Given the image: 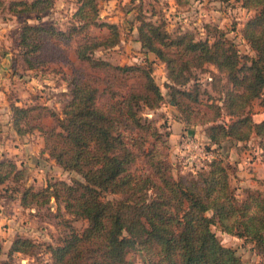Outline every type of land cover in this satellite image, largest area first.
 <instances>
[{"label":"trees","instance_id":"obj_1","mask_svg":"<svg viewBox=\"0 0 264 264\" xmlns=\"http://www.w3.org/2000/svg\"><path fill=\"white\" fill-rule=\"evenodd\" d=\"M236 1L253 10L240 28L251 56L241 55L216 26L209 42L190 31L171 35L162 21L147 19L140 11L136 16L141 51L151 52L164 65L167 100L184 122L204 125L206 139L217 146L223 140L264 138V118L253 121L247 111L254 99L264 107V0ZM75 3L66 29L24 22L18 39L21 59L29 69L47 67L53 60L70 63L63 47L71 41L75 60L66 76L69 97L60 115L40 103H9L16 133L39 131L48 156L75 174L38 189L24 187L19 204L42 206L52 197L58 209L62 204L73 219L86 221L77 231L63 218L67 233L59 243L45 245L49 260L38 264H133L127 254L135 249L143 250L148 264H241L235 250L220 243L213 224L251 242L259 264H264V180L262 190L245 188L238 199L229 182V165L213 154L193 173H173L163 150V133L154 119L142 114L164 99L151 63L119 64L94 56L96 49L117 44L118 26L98 19L97 0ZM52 4L53 0H0V9L18 16L43 12ZM205 63L216 70L210 87L220 103L209 93L201 98L205 91L189 83L192 69ZM46 115L53 124L41 121ZM22 174L12 160L0 159V184L18 181ZM40 247L14 235L6 251L0 244V264H15L13 252L33 254Z\"/></svg>","mask_w":264,"mask_h":264},{"label":"rangeland","instance_id":"obj_2","mask_svg":"<svg viewBox=\"0 0 264 264\" xmlns=\"http://www.w3.org/2000/svg\"><path fill=\"white\" fill-rule=\"evenodd\" d=\"M5 3L8 0H3ZM76 6L75 0H53L52 6L43 12H28L23 15H11L0 9V159L12 160L22 169V178L18 181L6 180L0 184V244L6 251L14 235L28 237L40 244L39 250L33 254L13 252L15 264H38L49 260L45 251L46 244H57L67 233L63 218L80 231L86 224L84 219H73L65 213L60 204L59 209L50 197L46 205L21 206L20 192L24 187L38 189L53 179L69 180L75 174L58 166L43 149L42 136L36 129L24 134H17L12 126L9 103L25 106L40 103L55 110L60 115L61 104L68 99L66 76L75 63L71 52L73 42L63 47V53L71 61L53 60L44 68L29 69L21 59L19 45L20 26L24 22L52 25L57 29H66ZM98 19L117 24L119 41L113 47L99 48L94 56L104 58L112 63H138L145 60L151 63L152 76L164 95L163 102L156 108L144 109L142 114L155 120L158 129L163 133L166 147V159L172 166V172L193 173L203 159L200 154L186 160L193 150L189 144L194 141L201 153L207 152L220 158L230 167L229 182L238 199L243 198L245 188L262 190L264 180V138L252 137L247 141L223 140L219 146L210 144L205 137L204 125L184 122L167 99L165 68L163 63L151 52L143 53L136 40V16L140 11L147 19L162 21L171 35L190 31L194 37L213 39V27L225 31L241 55L251 56L252 50L242 38L240 28L244 21L253 14L236 0L223 2L213 0H186L177 3L175 0H97ZM97 34L102 30L93 28ZM215 68L205 63L201 68H194L190 75L191 83H196L204 90L200 97L205 99L209 93L217 103L218 94L211 90V72ZM264 97V86L261 91ZM253 121L264 118V107L258 99L251 101L248 109ZM223 121L227 120L222 115ZM41 121L47 125L54 120L46 115ZM171 132L175 135L168 140ZM207 149V150H206ZM211 150V152L209 151ZM205 162V161H204ZM116 196V195H114ZM107 195L106 198H112ZM58 209V210H57ZM60 214V215H59ZM212 230L220 243L235 250L241 264H259L260 257L252 247V243L232 234L221 231L217 224ZM4 257V253L1 255ZM133 264H148L144 252L135 249L127 254Z\"/></svg>","mask_w":264,"mask_h":264},{"label":"built area","instance_id":"obj_3","mask_svg":"<svg viewBox=\"0 0 264 264\" xmlns=\"http://www.w3.org/2000/svg\"><path fill=\"white\" fill-rule=\"evenodd\" d=\"M189 144L192 146V150H193V152H192V154H191L189 157L186 158L187 161H189V160H190L191 158H193V157H196L197 154H200V156H201L200 158L203 159V162H201V163L199 164V166H201V165L204 163V161L206 162L207 160L210 159L211 154L208 153V152H203V153H201V152L199 151V148H198L197 144H196L194 141H190ZM199 166H197V167H199Z\"/></svg>","mask_w":264,"mask_h":264},{"label":"crops","instance_id":"obj_4","mask_svg":"<svg viewBox=\"0 0 264 264\" xmlns=\"http://www.w3.org/2000/svg\"><path fill=\"white\" fill-rule=\"evenodd\" d=\"M175 135V132H171L170 134H169V136H168V140L170 141V140H173V139H171L172 138V136H174Z\"/></svg>","mask_w":264,"mask_h":264}]
</instances>
